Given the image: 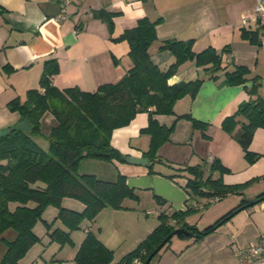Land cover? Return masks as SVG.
Masks as SVG:
<instances>
[{
  "label": "crops",
  "instance_id": "obj_1",
  "mask_svg": "<svg viewBox=\"0 0 264 264\" xmlns=\"http://www.w3.org/2000/svg\"><path fill=\"white\" fill-rule=\"evenodd\" d=\"M255 6L256 0H73L65 7L62 0H0V131L23 120L19 112L11 110L9 103L15 99L24 102L27 91L39 88L44 63L49 60H56L58 64L59 72L51 81L59 90L77 87L95 92L103 84L119 81L132 67L128 56L130 47L126 41L114 42L111 38H118L134 28L142 18L159 21L157 39L149 48V55L163 71L175 61L169 51L160 50L165 40L192 41L194 53L213 48L221 54L222 69L214 73L197 67L193 61L180 65L168 84L202 79L201 87L194 98L187 95L175 103L174 115L155 117L160 125L169 127L176 117L189 115L207 124V129L202 132L194 129L190 121L177 120L169 140L157 152L159 161L153 165L154 174H149V166L128 164L124 159L107 162L110 167L107 177L94 175L111 182L119 174L124 176L138 200L125 199L121 209L105 208L94 221H83L78 230L70 233L71 246H54L47 230L41 237L34 228L40 242L27 252L22 264H74L76 252L88 232L95 234L113 252L111 264H116L158 226V216L162 213L166 216L176 211L185 213L180 226L172 219L170 224L202 231L242 200L254 201L264 192L242 200L238 194L221 197L216 201L219 204L203 212L198 219L189 215L196 210L194 204L203 200L209 202L212 197L192 195L187 188L192 176L183 170L201 166L206 178L209 161L218 159L230 171L221 176L224 185L252 182L248 189L253 188V191L264 185V129L254 132L249 146L251 152L261 156L253 164L247 163L241 146L222 130V122L234 115L242 103L252 99L248 90L255 82L259 83L258 96L264 100V28L252 21ZM101 10L116 14L111 34L107 25L94 16ZM60 13L66 18L57 21ZM243 18H248L245 25ZM245 31L255 33L257 43L244 39ZM237 66L249 70L247 81L243 85L229 86L224 82L225 73ZM43 120L48 127L42 128V132L47 134L54 120L49 114ZM236 120L235 132L245 122L242 117ZM148 122V113L137 114L128 126L113 132V147L124 157L146 158L150 138L140 132ZM39 137H33L34 141L47 149L48 145H41ZM219 177L217 172L212 174L213 179ZM255 181H258L256 186ZM141 192L150 194L144 204ZM62 206L77 212L84 209L82 203L70 198H64ZM57 213L52 207L51 221L44 219V223L54 221ZM210 222L213 223L203 229L200 227ZM52 228L67 230L60 221ZM262 236L264 202L238 212L202 238L173 237L156 255L155 264H260L254 260L239 261L235 252L258 242ZM49 250L51 255L46 257L45 252Z\"/></svg>",
  "mask_w": 264,
  "mask_h": 264
},
{
  "label": "trees",
  "instance_id": "obj_2",
  "mask_svg": "<svg viewBox=\"0 0 264 264\" xmlns=\"http://www.w3.org/2000/svg\"><path fill=\"white\" fill-rule=\"evenodd\" d=\"M94 16L107 25L111 34L116 14L101 10ZM158 23L142 18L134 28L126 30L118 38H111L114 42L126 41L130 47L128 56L132 67L119 81L103 84L95 92H85L77 87L59 90L51 81L52 76L59 72L58 64L56 60H49L44 63L39 88L27 91L24 102L15 99L9 103L11 110L19 112L23 119L28 118L32 130L15 131L0 139V244L4 248L0 264H22L21 260L27 252L40 242L34 228L43 220V213L48 207L58 210L54 221L45 222L49 239L63 247L73 244L70 233L78 230L83 221H94L105 208L121 209L125 199L138 200L134 189L120 174L111 182L94 174L79 173L85 160L123 161L124 156L111 143L112 135L115 130L128 126L137 114H149L148 126L140 132L150 138L148 151L144 154L151 163L149 174H154L153 165L159 161L157 152L169 140L177 120L190 121L194 129L202 132L207 129V124L189 115L176 117L169 127L160 125L155 117L174 115L175 103L187 95L194 98L201 87L202 79L168 84L180 65L193 61L197 67L214 73L222 69L221 54L213 48L194 53L192 41L165 40L160 50L169 51L175 61L163 71L149 55V48L157 39ZM242 36L257 43L255 33L245 31ZM248 75L246 67L237 66L225 73L224 82L229 86L243 85ZM258 87L259 83L255 82L248 90L252 99L242 103L234 115L222 122V130L241 146L249 164L261 157L249 150L254 132L264 129V100L258 96ZM46 114L53 117L54 124L47 134H43L42 121ZM237 117L244 118L245 122L235 132ZM35 136H42L48 141L47 149L34 141ZM207 169L209 174L206 178L201 166L183 169L192 176L187 183L192 195L224 197L240 194L250 183L224 185L221 176L230 171L218 159L213 160ZM215 172L220 175L217 179L212 178ZM64 198L82 203L84 209L77 212L64 208ZM254 201L257 204L264 202V192L257 195ZM248 203L242 200L237 207L202 231L182 225L176 228L170 224L172 219L180 226L185 213L176 211L171 216L162 213L158 216V226L116 264H134L135 260L144 264L155 248L176 229H189L194 238H202L242 211ZM56 221H60L67 230L53 229ZM9 234H13V237L9 236L12 239L7 237ZM176 236L184 237V234ZM112 262L113 252L95 234L88 232L76 252L74 264Z\"/></svg>",
  "mask_w": 264,
  "mask_h": 264
},
{
  "label": "rangeland",
  "instance_id": "obj_3",
  "mask_svg": "<svg viewBox=\"0 0 264 264\" xmlns=\"http://www.w3.org/2000/svg\"><path fill=\"white\" fill-rule=\"evenodd\" d=\"M48 127V124H47V121L46 120H43L42 121V128L43 129H46ZM39 139V141H40V143H41V145H43L44 147H47V145H48V141L44 138V137H42L41 138V136L38 138ZM211 164V163H210ZM108 168H110L108 165H107V162H103V161H96V160H85V161H83L82 163H81V166H80V169H79V173L81 174V173H87V174H94V173H98L97 175H99V177H107L106 176V173H108ZM208 170V169H207ZM100 179H102V180H104V179H107V178H100ZM107 181V180H106ZM259 181V180H258ZM258 181H255L253 184H254V186H256L257 185V182ZM252 184V182H250L248 185H247V187L245 188V190H243L240 194H234L235 196L237 195V197H239V199L240 200H242V199H244V198H246V199H248V198H250L251 196H255L257 193H260V192H262V191H264V185H262V186H260L259 188H257L255 191H253L252 189H248V187L250 186ZM259 186V185H258ZM260 191V192H259ZM146 193V192H145ZM141 196H142V200H143V204H144V200H149L150 199V197H149V193H148V195H145L144 194V192H141ZM152 196V195H151ZM231 196H233V194L232 195H227V196H225L224 198H230ZM156 199V198H155ZM157 201V200H156ZM208 202V201H207ZM206 201H201L200 203H202V204H205V207L202 209V210H195V211H193V212H190V216H196V218H198V219H200V216H201V214L203 213V212H205L206 210H208L209 208H211V207H213V206H215V205H217V204H219V202H214V203H211V204H208ZM50 209H52V207H48L45 211H44V213H43V220L42 221H39L36 225H35V231H36V233L39 235V236H43L44 235V233H45V231H46V227H45V223H44V221L45 220H47L48 222L49 221H51V215H50ZM45 219V220H44ZM215 220L216 219H218V218H214ZM46 221V222H47ZM202 222V221H201ZM213 222H214V220H213ZM213 222H210L209 224H201V226L200 227H202V229L204 228V227H206V226H208V225H210L211 223H213ZM200 225V224H199ZM13 237V234L11 235V234H9V235H7V237L9 238V239H12V238H10V237ZM53 244L55 243V242H52ZM54 246H60L58 243H55V245ZM65 246H68V245H65ZM3 252H4V248H3V246H2V244H0V256L3 254ZM50 255H51V250H49V252H45V256L46 257H50ZM158 255V254H157ZM156 258H157V256L156 257H154L152 260H151V262H150V264H155V262H156Z\"/></svg>",
  "mask_w": 264,
  "mask_h": 264
},
{
  "label": "built area",
  "instance_id": "obj_4",
  "mask_svg": "<svg viewBox=\"0 0 264 264\" xmlns=\"http://www.w3.org/2000/svg\"><path fill=\"white\" fill-rule=\"evenodd\" d=\"M73 0H62V5L65 7L70 4ZM66 18L65 14L60 13L57 15L56 20H64ZM252 21L259 27L264 28V0H256V6L254 9V17ZM248 23V18L242 19V24L245 25ZM210 163L212 160L209 161ZM221 199L220 196H214L209 199L208 203H214ZM205 207V204L196 202L193 206L196 210H202ZM235 256L239 261L254 260L260 264H264V236L256 243H250L245 248L238 249L235 252ZM62 264H71V262H63ZM134 264H140L137 260L134 261Z\"/></svg>",
  "mask_w": 264,
  "mask_h": 264
},
{
  "label": "water",
  "instance_id": "obj_5",
  "mask_svg": "<svg viewBox=\"0 0 264 264\" xmlns=\"http://www.w3.org/2000/svg\"><path fill=\"white\" fill-rule=\"evenodd\" d=\"M32 130V126L28 120V118H24L20 123L17 125L0 131V139L7 137L10 133L15 131H25L30 132ZM124 161L128 164L133 165H139V166H145L148 167L151 165L148 158H134V157H124ZM257 205L256 201L250 202L247 205H245L242 210H245L247 208L253 207ZM184 234L186 236L194 237V234L191 232V230L186 229H176L171 234H169L156 248L155 250L150 254V256L147 258V260L144 262V264H150L151 260L156 256L157 253L168 243L173 237H175L178 234Z\"/></svg>",
  "mask_w": 264,
  "mask_h": 264
}]
</instances>
